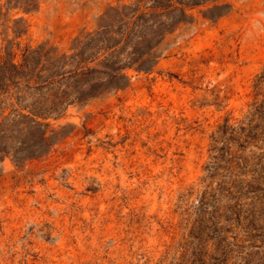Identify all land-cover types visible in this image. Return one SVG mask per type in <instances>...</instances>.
Segmentation results:
<instances>
[{"label":"rangeland","instance_id":"rangeland-1","mask_svg":"<svg viewBox=\"0 0 264 264\" xmlns=\"http://www.w3.org/2000/svg\"><path fill=\"white\" fill-rule=\"evenodd\" d=\"M134 2L0 0V57L70 56ZM223 3L217 21L193 11L153 72L130 70L125 90L52 121L65 137L47 156L0 162V264H264V138L219 133L227 120L248 128L264 94V0ZM235 152L247 162L230 165Z\"/></svg>","mask_w":264,"mask_h":264},{"label":"trees","instance_id":"trees-1","mask_svg":"<svg viewBox=\"0 0 264 264\" xmlns=\"http://www.w3.org/2000/svg\"><path fill=\"white\" fill-rule=\"evenodd\" d=\"M223 2L135 0L132 12L127 15L129 21L117 31L108 29L98 37L78 42L76 52L70 56H51L41 48L32 52L27 50L20 62L18 55L8 50L0 57V132H4L0 135V162L10 158L21 167L27 161L47 156L65 137L63 128L57 131L52 121L62 119L72 105L106 92L125 90L130 85V70L153 72L161 59L158 49L170 35L194 18L192 12L209 7L204 17L217 21L231 12V6ZM104 52L110 54L101 59ZM263 86L264 69L256 77L255 89L260 91ZM256 114L262 115L264 120L263 93L256 94L248 128L247 123L236 127L227 120L219 133L231 138L235 134L239 137L246 134L250 140H262V125L251 123ZM212 138L214 143L218 142L217 136ZM212 152L214 160L222 158L216 147ZM228 162L240 165L247 159L235 152L230 153ZM261 182L264 183V178ZM233 185L242 187L240 182ZM261 188L258 186L255 190ZM224 190L230 191V188ZM199 256L202 258L203 253Z\"/></svg>","mask_w":264,"mask_h":264}]
</instances>
